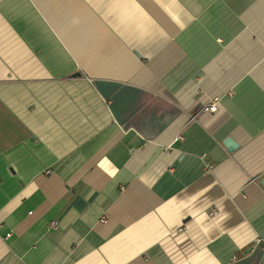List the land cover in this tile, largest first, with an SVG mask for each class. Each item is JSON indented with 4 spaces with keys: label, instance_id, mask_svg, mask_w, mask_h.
Masks as SVG:
<instances>
[{
    "label": "crops",
    "instance_id": "0c3cea01",
    "mask_svg": "<svg viewBox=\"0 0 264 264\" xmlns=\"http://www.w3.org/2000/svg\"><path fill=\"white\" fill-rule=\"evenodd\" d=\"M261 182L264 0H0V264H264Z\"/></svg>",
    "mask_w": 264,
    "mask_h": 264
},
{
    "label": "built area",
    "instance_id": "2783aa9c",
    "mask_svg": "<svg viewBox=\"0 0 264 264\" xmlns=\"http://www.w3.org/2000/svg\"><path fill=\"white\" fill-rule=\"evenodd\" d=\"M216 101L217 100H214L209 106L204 107L202 111L206 113H215L217 111Z\"/></svg>",
    "mask_w": 264,
    "mask_h": 264
},
{
    "label": "water",
    "instance_id": "95a60500",
    "mask_svg": "<svg viewBox=\"0 0 264 264\" xmlns=\"http://www.w3.org/2000/svg\"><path fill=\"white\" fill-rule=\"evenodd\" d=\"M228 143L231 144L230 148L233 147V144L230 141H228ZM230 148L228 147V149ZM261 185L264 187V182H261Z\"/></svg>",
    "mask_w": 264,
    "mask_h": 264
}]
</instances>
